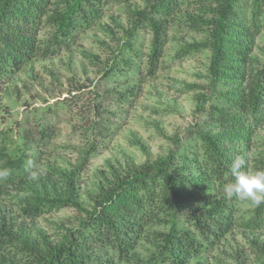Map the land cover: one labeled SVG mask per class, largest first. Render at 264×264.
Listing matches in <instances>:
<instances>
[{"label":"trees","instance_id":"trees-1","mask_svg":"<svg viewBox=\"0 0 264 264\" xmlns=\"http://www.w3.org/2000/svg\"><path fill=\"white\" fill-rule=\"evenodd\" d=\"M127 1L0 0V81L11 79L36 56L66 48L77 30L101 19L103 5ZM200 1L142 0L141 7L125 5L128 25L114 21L122 36L113 38L116 51L102 68L103 79L138 69L139 62H132L127 53L133 51L139 32L150 34L145 75L157 71L170 19L182 6ZM207 2L209 15L202 23L209 28L208 40L190 45L209 48L207 81L196 94L193 122L163 156L123 168L110 163L97 171L94 188L82 192L79 186L86 162L106 138L104 105L124 103L136 84L115 94L101 88L91 91L93 104L85 109L93 116L79 112L74 129L86 145L77 149L79 159L72 169L47 166L40 179H29L26 161L37 162L53 136L48 123L37 122L32 136L23 129L15 145L2 144L0 166L10 168L12 175L0 182V196L12 189L19 198L17 215L0 213V264H128L130 259L136 264H190L213 251L234 225L251 232L264 228V204L252 206L237 220L239 200H228L223 192L232 180L229 165L237 155H246L248 169L264 167L263 156L254 153V138L264 123V64H257L252 55L264 28V0ZM187 16L194 20L190 13ZM42 26L52 28L47 38L39 36ZM70 104L59 101L60 107ZM67 208L75 214L50 219L52 230L34 223ZM155 217L165 228L147 232ZM145 237L153 239L149 255L134 257L138 240ZM247 240L256 264H264V243ZM232 253L229 264H249L240 249Z\"/></svg>","mask_w":264,"mask_h":264},{"label":"rangeland","instance_id":"rangeland-1","mask_svg":"<svg viewBox=\"0 0 264 264\" xmlns=\"http://www.w3.org/2000/svg\"><path fill=\"white\" fill-rule=\"evenodd\" d=\"M128 4L141 7L143 2L128 0L103 5L101 19L92 27L77 30L66 48L51 56H36L21 70L15 71L11 79L0 81V147L20 142L19 135L23 129L32 136V127L37 122L48 123L53 127V136L36 163L43 169L55 166L65 170L74 167L79 159L77 149L86 145L79 129H74L79 123V112L88 118L93 116L85 109L93 104L92 90L101 88L115 94L136 84L124 103L108 101L104 105L108 131L81 173L79 186L82 192L86 188H94L96 173L103 166L115 163L123 168L163 156L172 146L173 139L182 136L185 127L193 122L196 94L207 81L209 48L190 47L194 42L208 40L209 28L202 23L209 15L206 13V8L210 6L207 0L182 6L170 19L157 71L145 75L150 34L139 32L134 37L133 51L127 53L133 58L132 62H139L138 69L103 79L102 68L109 65L111 55L116 51L117 42L113 38L119 40L122 36L114 21L127 27L125 5ZM187 13L194 20H190ZM51 30L49 26H42L40 38H47ZM252 55L257 64H264V28L256 38ZM192 84L199 87H189ZM63 100H70L71 104L60 107L59 101ZM5 130L7 133L4 135L2 132ZM254 139V153L264 158V123ZM257 168L264 169L263 166ZM18 198L19 195L12 189L0 196V213L17 215ZM80 199L84 203L85 194H81ZM237 208L234 215L241 220L247 216L246 212L252 205L248 201H239ZM74 214L70 208L61 209L36 218L34 223L41 229L52 230L50 219L58 221L63 216ZM150 224L147 232L151 228H165L157 217ZM247 237L252 243L254 238L264 243V228L251 232L234 225L213 251L194 258L190 264H229L232 262L229 257L235 248L246 254L249 264H256ZM152 241V237L139 239L134 257H147ZM128 264L136 263L130 259Z\"/></svg>","mask_w":264,"mask_h":264},{"label":"clouds","instance_id":"clouds-1","mask_svg":"<svg viewBox=\"0 0 264 264\" xmlns=\"http://www.w3.org/2000/svg\"><path fill=\"white\" fill-rule=\"evenodd\" d=\"M25 171L33 181L46 174L33 159L26 161ZM229 171L232 180L223 187L226 199L248 201L254 207L264 204V169H248L246 155H237L231 161ZM11 175L10 168L0 166V182L6 181Z\"/></svg>","mask_w":264,"mask_h":264}]
</instances>
